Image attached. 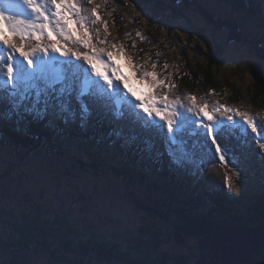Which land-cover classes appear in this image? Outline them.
<instances>
[{"label": "trees", "instance_id": "trees-1", "mask_svg": "<svg viewBox=\"0 0 264 264\" xmlns=\"http://www.w3.org/2000/svg\"><path fill=\"white\" fill-rule=\"evenodd\" d=\"M226 1L235 15L252 19L264 28V0ZM143 3L154 4L150 0H137L139 8L144 9ZM198 3L195 0L158 1L156 6L150 8L152 11L150 24L158 27L143 32L139 40L130 38L134 44L132 47L128 44V48L136 50H130L131 58L135 56L139 63L146 58L155 60V65L160 67L162 74L168 71L169 67L174 70L170 72L171 79H165L163 87L166 88H163V91L167 89V94L161 92V95L168 97L176 89L179 91V97L186 102L182 106L187 107L190 98L201 107L206 103L205 94L214 93L211 94L213 97L225 103L220 106L221 109L226 108L228 102L239 109L235 112L237 117H232L229 112L223 113L221 118L223 121L235 119L243 124L249 136L257 135L258 128L249 122L246 113L248 109L257 111V114L261 111L264 113L263 72L255 74L257 78L253 83L255 90L245 95L233 79L226 78L221 82L219 75L213 72L216 64L225 68L231 66L224 57L225 48L221 45L213 46L205 29L193 23L190 25L192 28L189 33L190 39H201L207 43L210 50L205 47L194 49L199 55L198 62L190 58V41H186L183 46L177 43V47H174V42H167V38L159 39L161 37L159 27H163L169 19L165 14L167 7L173 11V14L172 12L168 14L174 19H182L178 6H195L210 27L229 32L228 42L250 44L255 55L264 61L263 39L248 38L233 13L230 18L221 19ZM116 13L114 23L119 29L115 31L122 36L125 34L132 37L133 31L130 27L135 28L137 24L127 25L128 20L123 18L120 12ZM138 27L143 31L140 23ZM128 29L131 34L128 33ZM168 30L174 32L170 27ZM113 41L115 47L118 41L114 39ZM241 70L243 69L237 67L234 72L241 77L243 76ZM69 74L74 78L66 77L69 86H74L70 91L77 93L79 71L75 69ZM66 92V85L60 84L53 89L47 87L41 92L46 106L35 109L33 99L29 100L27 105L22 104L20 108L13 102L7 104L6 100L9 99L7 92L1 88L0 113L4 112L2 116L0 115V149L15 151L18 148L27 154L28 150L33 152L42 147L50 155L56 154L59 158L72 163L75 168L78 165L82 170L115 177L127 187L131 202L141 217L128 237L119 242H111L96 237L83 238L78 235L79 228L75 224L69 222L66 224L58 216L51 219L38 216L40 225L37 228L15 226V234L10 240L0 239V245L11 251L10 264H27L26 259H22L21 256L30 249L33 240L41 236L42 232L45 236L42 240L44 247L49 249L52 259L58 263L91 264L85 262L86 259L89 261L95 258L103 264H190L189 257L170 255L167 252L168 248L173 244L187 247L191 243H200L204 239L213 238L221 233H232L239 228L264 226V175L238 164L241 159L248 164L250 159L248 156L251 157L256 151V159L262 158L259 145L264 142V138L251 140L245 133L241 134L243 128L240 129L236 124L230 125L234 134L231 138L230 133L224 136V133L213 126L214 124L203 125L211 131L210 137L217 148L224 152L218 158L222 162L227 161L236 171L234 174H238L235 185L238 184L239 188L251 183L245 193L234 194L227 185L209 186L208 180L203 178L202 174L199 173L198 176L197 173L189 171L177 157L173 136L165 130L157 117L147 119L135 113L130 106H124L121 111H117L116 117L118 107L114 103V98L108 95L82 94L84 99H80L77 95V98H74ZM81 101L84 104H81ZM66 103L67 105L71 103L70 109L75 115V122H68L66 117L68 113L60 119H55L54 114ZM87 110L91 111V115H88ZM16 114L17 119L14 117ZM177 116L181 117L180 114ZM206 132L205 129L203 131L201 128H194L190 123H184L178 137L181 136L184 142L193 146L206 144L205 149L214 151ZM65 133L75 139L73 143L78 141L80 146L76 151L70 150L61 138ZM236 134L240 138H237ZM57 135L64 145L59 144L60 140L56 141ZM251 141L255 142L256 149L253 148ZM239 142L249 143L243 146L248 156L243 152V147L241 149L237 146ZM184 144L183 146L186 145ZM202 148L204 149L203 146ZM256 169L262 170L259 165ZM253 215L256 216V221L250 222L249 218ZM211 255V252H204L200 258L208 259ZM248 264H264V248L254 254Z\"/></svg>", "mask_w": 264, "mask_h": 264}, {"label": "rangeland", "instance_id": "rangeland-1", "mask_svg": "<svg viewBox=\"0 0 264 264\" xmlns=\"http://www.w3.org/2000/svg\"><path fill=\"white\" fill-rule=\"evenodd\" d=\"M150 1H153L154 4L143 3L145 7L142 9L138 7L137 0H0V7L3 9L7 7L6 11L3 10L0 13L12 12L13 10L24 15H22L24 20H17L13 19V15L0 14V86L5 84L3 86L8 91L6 95L9 99L6 100V103L13 102L20 108L23 106L22 104L26 103L27 105V102L33 99L35 109H39L43 105L46 106L47 103L42 100L40 79H45L43 80L45 82L44 90L46 86L50 88L58 84L62 78L65 81V76L61 77L63 70L61 65L75 61V67L79 69L80 73L82 71L90 72L91 80H84L82 76H78L80 85L87 92L89 90L92 93L100 92L98 89L100 87L107 94L108 92L115 93L117 101L120 103H123L125 99L135 102L132 103L135 106L133 110L141 114L140 112H143L144 108L148 111L149 116L157 117L165 130L170 132V135L173 136L177 157L181 159L189 171L197 173L198 176L202 174L203 178L208 180L209 186L227 185L231 193H245L251 183L249 182L246 187L240 186L239 188L238 184L235 185V178L238 174H234L236 171L231 168L227 161L222 162L218 158L224 152L217 148L210 137L211 131L203 125L206 123L214 124L213 126L224 133V136L226 133H230L231 138L234 134H232L233 128L230 129V125L236 124L240 129L243 128L241 134L245 133V136L251 140H260L264 138V113L261 111L257 114V111L247 110L249 122L258 128L257 135L250 134L249 136L242 123L235 119L230 121L221 119L223 113L228 112L232 117H237L235 112L239 109L230 102L226 103V108L221 109L220 106L225 103H221L218 98L213 97L214 93L205 94L206 103L205 106L201 107L190 98L188 99V106H182L186 102L182 97H179V91L176 89L168 97L161 95V92L167 94V89L163 91V88H166V86L163 87L165 79H169L170 72H174V70L169 67L168 71L162 74L160 67L155 65V60L146 58L139 63L135 56L131 58L130 50L133 49L129 50L128 48V44H131V47L134 44L130 38L140 39L143 32L158 27L150 24L152 18L150 8L156 6L160 0ZM195 1L221 19H228L233 13L226 0ZM32 3L36 4V11L35 8L30 7ZM51 6L55 8V15L57 13L65 15L61 24L55 23L56 16L52 22L47 23L48 19H45L46 23L43 25L41 23L35 24V21H38L37 18H34L35 14L39 13L40 9L51 10ZM177 9L181 11L182 19H174L171 14H168V12L173 14V11L170 7L166 8L167 13L165 14L169 16V19L163 27H159L158 32L161 35L159 39L166 40L167 38V42H174V47H177V43H181L180 45L183 46L186 41H190V58L194 62H198L199 55L194 49L200 47L209 49L207 43L201 39H190L189 33L192 29L190 25L193 23L195 26L205 29L213 46L221 45L225 48L224 57L231 66L225 68V66L219 67L216 64L213 72L219 75L221 82L226 78L233 79L241 87L243 94L252 93V90H255L253 83L257 79L255 74L264 73V61L255 55L250 44L228 42L229 32L210 27L195 6L183 7L179 5ZM115 11L120 12L121 16L128 20L129 24L127 25L135 26L137 24L135 28L130 27L133 31L132 37L125 34L122 36L121 33L115 31L119 29V26L114 23L117 14ZM235 16L236 20L243 26V32L248 38L263 39L264 41L263 27L252 19ZM42 17L49 16L44 12L39 20H43ZM138 23L143 27V31L138 27ZM169 27L174 32L171 33L168 30ZM131 31L128 29L129 34ZM19 34L21 37H26L27 34H34L35 37L41 35V38H37L38 43L35 47L33 41L21 39ZM35 37L33 40L36 41ZM113 39L118 41L115 47ZM167 44L169 45V43ZM65 51L68 55L64 54ZM45 57L48 58V61L45 60ZM15 59H18L20 69L21 66L24 67L31 61H34L35 66L41 68V71L37 73L39 77L34 78L31 85L29 83V78H32L29 77L30 73L23 74L21 71V75H18ZM237 67L243 69L241 70L243 76L240 77L238 73L234 72ZM36 82L39 86L36 85ZM72 93L68 90L66 92L67 95L70 94L76 98L75 92ZM67 104L60 107L54 114L55 119H60L68 113L66 116L68 122H75V115L70 109L71 103ZM87 112L88 115H91L90 110ZM2 113H0L1 116ZM165 114L166 116H164ZM177 114H180L181 117ZM252 116L256 120H252ZM14 117L17 119L18 114ZM184 123H190L194 128H201L203 131L205 129L214 151L205 149L206 144L193 146L184 142L183 138H180L181 136L178 137L181 125ZM235 136L240 138L237 134ZM61 138L72 151H76L80 146L77 140L73 143L75 139L70 138L66 133ZM61 138L57 135L56 141L60 140L59 144L64 145ZM250 143L254 148L255 142L251 141ZM244 144L249 143L239 142L237 146L241 148ZM30 151L28 150L29 153L25 154L18 148L15 151L0 149V239L10 240L15 234V226L37 228L40 225L37 220L38 216L43 219L58 216L66 224L67 222L75 224L79 228H76L79 230L78 235L83 238L96 237L111 242H119L128 237L137 226L141 214L134 208L127 187L120 180L104 173L82 170L78 165L75 168L72 163L59 158L56 154L50 155L42 147L36 151ZM259 151H261L262 158L256 159L257 151L254 154L250 153V157L243 147V152L250 159H248V164L241 159L238 162L239 166H244L248 170L264 175V142L259 145ZM224 160H226L225 157ZM231 164L235 165L233 162ZM257 165L261 166V171L256 169ZM249 220L255 222L256 216H251ZM44 238L42 232L41 236L33 240L30 249L23 252L21 258L26 259L27 264H63L52 259L49 249L45 248L42 242ZM61 251L63 252L62 249ZM167 252L170 255L187 256L190 258V264H197L204 252L211 251L202 250L199 243L196 242L187 247H179L173 244ZM70 255L72 256V254ZM10 258V249H5L0 245V264H10ZM208 260L211 259L208 258ZM85 262L103 264L95 258H91L89 261L86 259Z\"/></svg>", "mask_w": 264, "mask_h": 264}, {"label": "water", "instance_id": "water-1", "mask_svg": "<svg viewBox=\"0 0 264 264\" xmlns=\"http://www.w3.org/2000/svg\"><path fill=\"white\" fill-rule=\"evenodd\" d=\"M202 250L211 251L209 259L197 264H248L253 255L264 248V226L239 228L232 233H221L199 243Z\"/></svg>", "mask_w": 264, "mask_h": 264}]
</instances>
